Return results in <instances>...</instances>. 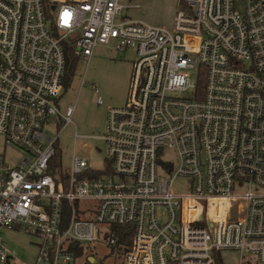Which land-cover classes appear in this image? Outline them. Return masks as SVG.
Segmentation results:
<instances>
[{"label":"built area","instance_id":"1","mask_svg":"<svg viewBox=\"0 0 264 264\" xmlns=\"http://www.w3.org/2000/svg\"><path fill=\"white\" fill-rule=\"evenodd\" d=\"M120 1L0 0V264L16 262L4 231L36 238L34 264H76L71 247L99 240L120 264H218L229 251L264 264V0H180L172 31L117 22ZM70 38L86 63L99 45L136 52L127 102L108 109L105 173L79 158L51 167L46 126L74 111L58 103Z\"/></svg>","mask_w":264,"mask_h":264},{"label":"rangeland","instance_id":"2","mask_svg":"<svg viewBox=\"0 0 264 264\" xmlns=\"http://www.w3.org/2000/svg\"><path fill=\"white\" fill-rule=\"evenodd\" d=\"M120 3L123 9L121 16L117 17V22L127 18L168 31L173 30L176 13L182 7L180 0H121ZM49 14L55 16L52 11H49ZM73 42L74 40L70 38L67 43L72 46ZM193 58L196 66L190 71V77L192 83L197 86V79L202 69L198 57L193 56ZM135 61L134 49L118 52L114 43L99 45L87 63L78 61L71 86L67 88L64 86L58 99L64 116L67 115V109L74 105L72 123L66 126L54 123L47 125L45 129L49 138L54 139L58 136L56 154L51 161L55 174L69 171L75 158L85 160L93 172L111 171L107 160V145L102 140L106 132L107 113L109 108L122 107L126 104ZM92 84L96 86L97 93L92 88ZM192 91L190 90L187 95ZM97 97H101L102 104L97 103ZM3 143V138L0 136V147ZM22 157L23 155L14 148L6 149L7 163L16 166ZM163 159L174 165L177 164L175 152L166 151ZM174 191L179 194L188 193V180L184 177L177 178ZM2 237L8 248L16 253L14 264H34L36 238L18 231H4ZM90 256L97 261H103V264L122 263V257H114L103 240L88 245L84 255L76 264H84L85 259ZM217 262L240 264V259L236 252L229 251L222 252L217 257Z\"/></svg>","mask_w":264,"mask_h":264},{"label":"trees","instance_id":"3","mask_svg":"<svg viewBox=\"0 0 264 264\" xmlns=\"http://www.w3.org/2000/svg\"><path fill=\"white\" fill-rule=\"evenodd\" d=\"M66 52H67V68L63 80V87L65 86L67 88L70 87L72 84L73 75L75 73L79 58L74 54V49L71 45L67 46ZM71 252L74 254V257H76L75 260H78L84 255L85 248L79 245H73L71 247ZM90 258L94 259L93 256L87 257L85 259L84 264H103V261H97L95 259L92 263Z\"/></svg>","mask_w":264,"mask_h":264},{"label":"crops","instance_id":"4","mask_svg":"<svg viewBox=\"0 0 264 264\" xmlns=\"http://www.w3.org/2000/svg\"><path fill=\"white\" fill-rule=\"evenodd\" d=\"M127 19V18H126ZM37 241V240H36ZM38 241H37V244L35 245V247H36V255H35V259H36V256H37V253H38Z\"/></svg>","mask_w":264,"mask_h":264},{"label":"water","instance_id":"5","mask_svg":"<svg viewBox=\"0 0 264 264\" xmlns=\"http://www.w3.org/2000/svg\"><path fill=\"white\" fill-rule=\"evenodd\" d=\"M94 259H91V262L93 263Z\"/></svg>","mask_w":264,"mask_h":264}]
</instances>
